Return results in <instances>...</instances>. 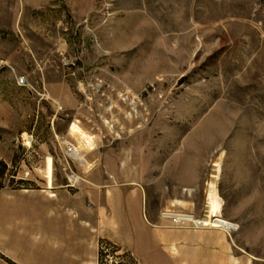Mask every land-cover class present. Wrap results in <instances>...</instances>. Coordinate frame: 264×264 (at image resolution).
<instances>
[{"label": "rangeland", "instance_id": "rangeland-1", "mask_svg": "<svg viewBox=\"0 0 264 264\" xmlns=\"http://www.w3.org/2000/svg\"><path fill=\"white\" fill-rule=\"evenodd\" d=\"M120 189L264 264V0H0V264H140L88 229Z\"/></svg>", "mask_w": 264, "mask_h": 264}, {"label": "crops", "instance_id": "crops-1", "mask_svg": "<svg viewBox=\"0 0 264 264\" xmlns=\"http://www.w3.org/2000/svg\"><path fill=\"white\" fill-rule=\"evenodd\" d=\"M105 201L107 208H102V222L94 221L92 226L87 222L88 229L132 251L140 264H255L253 259L226 252V239L211 236L214 232L194 233L170 228L160 218L159 209L150 208L137 190H117L114 196H106ZM36 241V245H46L47 254L46 258L35 257L32 264H56L57 259L62 264L97 262V243L80 242L78 251L56 259L54 243Z\"/></svg>", "mask_w": 264, "mask_h": 264}, {"label": "built area", "instance_id": "built-area-1", "mask_svg": "<svg viewBox=\"0 0 264 264\" xmlns=\"http://www.w3.org/2000/svg\"><path fill=\"white\" fill-rule=\"evenodd\" d=\"M25 83H26L25 79L20 80V86H24ZM70 152H73V150H70ZM163 218L166 220H170L174 225H185L188 223H192V224H194V226L196 228H199L202 226H208V224L202 222L201 220L197 221V220H194L192 217L176 215L172 212H165L163 214ZM106 262H107V264H112V262L111 263H108V261H106Z\"/></svg>", "mask_w": 264, "mask_h": 264}, {"label": "bare ground", "instance_id": "bare-ground-1", "mask_svg": "<svg viewBox=\"0 0 264 264\" xmlns=\"http://www.w3.org/2000/svg\"><path fill=\"white\" fill-rule=\"evenodd\" d=\"M75 155H77L76 157L78 159H82V156H79L80 154L77 150L72 154V156H75ZM213 227L214 228H223V229L229 231V230H233L235 226L231 225V223H228V222H225L224 220H221V218H218L217 221L213 222Z\"/></svg>", "mask_w": 264, "mask_h": 264}]
</instances>
